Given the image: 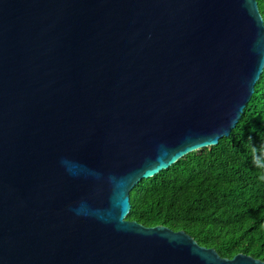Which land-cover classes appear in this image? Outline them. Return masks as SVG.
I'll use <instances>...</instances> for the list:
<instances>
[{
	"label": "water",
	"instance_id": "water-1",
	"mask_svg": "<svg viewBox=\"0 0 264 264\" xmlns=\"http://www.w3.org/2000/svg\"><path fill=\"white\" fill-rule=\"evenodd\" d=\"M263 67L256 0H0V264H264L126 220Z\"/></svg>",
	"mask_w": 264,
	"mask_h": 264
},
{
	"label": "trees",
	"instance_id": "trees-1",
	"mask_svg": "<svg viewBox=\"0 0 264 264\" xmlns=\"http://www.w3.org/2000/svg\"><path fill=\"white\" fill-rule=\"evenodd\" d=\"M264 25V0H256ZM126 217L183 231L220 258L264 263V67L229 137L187 154L129 194Z\"/></svg>",
	"mask_w": 264,
	"mask_h": 264
}]
</instances>
